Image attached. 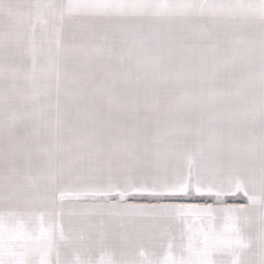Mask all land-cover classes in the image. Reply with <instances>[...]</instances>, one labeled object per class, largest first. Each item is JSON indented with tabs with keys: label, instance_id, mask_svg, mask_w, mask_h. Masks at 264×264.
Masks as SVG:
<instances>
[{
	"label": "snow or ice",
	"instance_id": "snow-or-ice-1",
	"mask_svg": "<svg viewBox=\"0 0 264 264\" xmlns=\"http://www.w3.org/2000/svg\"><path fill=\"white\" fill-rule=\"evenodd\" d=\"M0 264H264V0H0Z\"/></svg>",
	"mask_w": 264,
	"mask_h": 264
}]
</instances>
